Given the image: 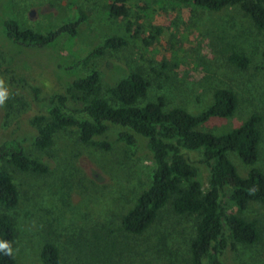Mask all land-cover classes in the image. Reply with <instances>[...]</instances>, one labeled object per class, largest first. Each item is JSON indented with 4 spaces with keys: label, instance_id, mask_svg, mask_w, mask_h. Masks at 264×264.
<instances>
[{
    "label": "rangeland",
    "instance_id": "obj_1",
    "mask_svg": "<svg viewBox=\"0 0 264 264\" xmlns=\"http://www.w3.org/2000/svg\"><path fill=\"white\" fill-rule=\"evenodd\" d=\"M125 5L127 16L110 17L106 0H0V79L10 94L0 107V145L22 139L26 154L48 166L46 174L36 175L0 160V169L9 172L18 192L15 208L0 206L14 222L12 254L18 264H40L48 243L58 247L62 264H90L93 255L86 245L102 229L128 245L101 264H189L190 223L168 210L141 237L120 231L122 218L151 184L154 165L149 155L130 152L123 144L110 151L84 145L74 130L58 132L44 151L35 149L29 139L36 133L32 121L40 108L32 87L40 89L41 96L63 93L74 79L95 70L109 99L108 90L136 72L149 84L139 105L162 98L165 111L182 108L192 115L212 105L216 90H230L237 98L233 115L211 119L199 129L219 135L251 114L259 115L262 142L256 167L264 172V31L237 6L209 12L178 0H129ZM78 12L86 19L76 35L62 36L47 49L26 48L5 38L3 23L8 19L44 34L75 19ZM110 37L123 38L124 46L69 69ZM231 53L246 56L247 68L232 65L227 60ZM69 106L79 108L72 102ZM228 156L246 176L249 167L235 153ZM230 210L236 212V207ZM242 216L257 222L259 239L251 245L229 239L223 260L264 264V205L250 203Z\"/></svg>",
    "mask_w": 264,
    "mask_h": 264
},
{
    "label": "trees",
    "instance_id": "obj_2",
    "mask_svg": "<svg viewBox=\"0 0 264 264\" xmlns=\"http://www.w3.org/2000/svg\"><path fill=\"white\" fill-rule=\"evenodd\" d=\"M106 1L110 17L127 16L125 4L129 0ZM178 1L209 12L237 6L258 30L264 31V0ZM76 16L44 34L20 27L15 18L4 21L3 30L5 38L15 45L47 49L62 36L76 35L86 19L82 12ZM124 44L123 38H107L69 69L78 68L88 58L119 49ZM227 60L241 70L249 63L240 53H231ZM148 87L141 74L130 72L108 90L110 98L106 99L100 73L95 70L74 79L63 93L41 96L40 89L32 87L40 114L32 121L36 133L29 139L31 145L44 151L53 145L58 132L74 130L78 142L103 151L123 144L130 152H146L154 165L152 181L122 218L120 231L129 237H141L161 213L168 210L176 218L190 223L189 264H237L223 260L229 239L243 245L254 244L259 239L257 222L244 218L242 213L250 203L264 205V172L256 167L262 142L261 117L251 114L238 127L215 135L199 127L211 119L233 115L237 98L232 91L216 90L212 105L192 115L182 108L165 111L162 98L139 105ZM69 102L79 108L69 106ZM229 152L235 153L249 167L246 176L239 174L229 159ZM0 160L21 172L36 175L48 172L46 163L26 154L22 139L3 142ZM17 204L18 192L12 176L1 168L0 206L13 209ZM230 206L236 207V212H232ZM15 238L13 220L0 212V240L8 241L13 249ZM126 245V240L114 239L106 229L95 231L86 245L93 255L89 263L101 264ZM0 264L18 263L13 254L8 256L0 252ZM40 264H62L58 247L50 243L44 245Z\"/></svg>",
    "mask_w": 264,
    "mask_h": 264
},
{
    "label": "clouds",
    "instance_id": "obj_3",
    "mask_svg": "<svg viewBox=\"0 0 264 264\" xmlns=\"http://www.w3.org/2000/svg\"><path fill=\"white\" fill-rule=\"evenodd\" d=\"M9 95V90L5 85V81L0 79V107L5 105L6 101L9 99ZM0 252L8 256L12 255L13 249L8 241L0 240Z\"/></svg>",
    "mask_w": 264,
    "mask_h": 264
}]
</instances>
